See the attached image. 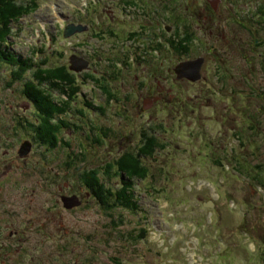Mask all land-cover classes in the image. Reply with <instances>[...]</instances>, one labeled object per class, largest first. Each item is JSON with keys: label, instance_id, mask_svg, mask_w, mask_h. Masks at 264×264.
<instances>
[{"label": "rangeland", "instance_id": "374dc122", "mask_svg": "<svg viewBox=\"0 0 264 264\" xmlns=\"http://www.w3.org/2000/svg\"><path fill=\"white\" fill-rule=\"evenodd\" d=\"M206 1L126 0L130 7L122 4L123 7L137 6L150 15L147 28H141L143 21L123 20L119 16V23L106 26L102 32L108 39L95 36L90 41H87L90 39L87 35L74 37L75 34L65 40L53 23L50 27L52 35H45L44 30L48 27L41 28L39 23L27 24L25 17L19 22L25 21L24 26L30 30L36 25L37 32L42 34L40 38L45 41L44 52L40 55L27 46L16 45L25 37L20 34L22 25L19 22L13 24L9 48L17 56L30 58L37 64L46 60L51 68L61 66L59 74L70 84L66 90L56 91L37 87L62 108V120L57 117L62 124L47 143L48 149L54 146L53 142L61 147L46 151L45 143L38 144L39 151L34 148L26 156H20V146L25 139L21 124L32 118L28 111L30 105L23 95L24 83L22 80L17 82L14 76L34 80L45 79L48 74L34 70L17 72L11 77L13 72L8 64L0 71V240H7L6 250L12 246L21 251L13 257L6 254V250L4 256L0 251V264H252L254 261L253 264H264L262 254L253 258L236 237L244 238L239 235L241 231L251 232L257 241L258 252L264 249V210L252 188L242 182V176L239 178L233 172L234 175L224 181L231 183L238 204L246 215L249 213L247 221L239 212H225L223 198L216 194L213 200L218 205V212L211 220L215 223L224 219L222 226L205 224L209 223L208 210L214 207L188 209L185 205L186 201H206L204 198L214 194L206 177L214 178L222 171V166L217 163L219 156L230 153L232 145H239L241 151V146L248 144L245 138L238 143L237 131L246 126L249 129L248 125L254 126L258 122L264 127V48L248 52L252 31L259 32L258 40L264 41V21L261 22L264 0H222L217 13L211 11ZM33 2L21 0L17 4L30 11L35 6ZM35 3L39 7L36 11L31 10L28 20L35 17L49 19L54 3L59 5V12L64 13L67 7V0H36ZM240 23H245L248 31ZM132 31H137V40L131 37ZM144 41L147 44H143ZM179 45L192 47V52L178 55L174 48ZM112 48L119 51L111 52ZM97 49L100 50L98 53ZM243 49L246 50L243 55L254 60L252 64L246 62ZM93 53L100 56L99 60L89 59ZM133 53L146 54L147 66L128 65L133 61ZM73 54L81 56L80 62L85 63L83 58H86L88 68L66 72ZM199 55L208 56L202 71L207 83L203 84L204 79L197 83H189L183 78L175 80L177 63ZM219 59L225 60L222 67L218 66L221 65ZM84 83L87 86L82 89ZM32 84L35 86L36 82ZM158 86L163 88L162 94L166 97L160 110L182 107V101L192 106V110L185 106L181 109L185 113L180 118L182 137L175 135L170 148L164 147L161 153H155L160 161L152 163L148 158L144 161L146 164H139L137 156L140 157L147 146L137 151L135 147L141 142H125V131L128 122L145 121V113L141 112L143 104L151 95L150 89ZM114 95L118 102L112 99ZM88 103L99 108L101 114L88 110ZM153 111L146 115L150 117ZM158 116H153L154 126L159 123ZM168 151L171 154H167ZM195 154L197 156H193ZM211 155L212 160L209 159ZM260 155L263 156L264 151ZM163 167L170 171L176 169L181 174L169 179L165 188L159 187L164 195L152 197L151 188L137 179L148 172L151 180L157 182L159 171L163 177ZM106 168L110 174H106ZM245 175L254 176L253 172ZM85 177L96 181L91 187L92 193L96 192L98 196L109 190L103 182L107 179L113 188L108 203L102 202L109 199L107 194L102 201L93 195L87 196L89 191L82 180ZM123 178L131 180L126 189L134 197L128 203L120 199L123 207H115L110 202L117 201ZM63 195H78L80 199L84 198L83 204L67 209ZM165 203L166 207L162 206ZM139 208L144 210V216L138 213ZM217 231L222 233L220 238L229 250L218 245ZM189 243H194L196 248L190 249ZM220 256L224 260H220Z\"/></svg>", "mask_w": 264, "mask_h": 264}, {"label": "trees", "instance_id": "16d2710c", "mask_svg": "<svg viewBox=\"0 0 264 264\" xmlns=\"http://www.w3.org/2000/svg\"><path fill=\"white\" fill-rule=\"evenodd\" d=\"M27 12H29V10L27 11L26 9L20 8L18 6V4L16 2H14L13 0H0V24H3V29L0 31H3L4 33H2L3 35H1L0 33V41L3 39L4 36H7L10 34V28H9V24L11 22H17L21 16L23 14H27ZM262 12V11H260ZM264 11L262 13L261 16V22L264 21ZM262 29L264 30V24L262 26ZM259 38V32L255 33L253 32L251 34V40L249 41V45L250 48H248V52L250 51H255L258 50L260 48H264V41L258 40ZM247 46V47H248ZM245 48V47H244ZM255 48V49H254ZM246 50L243 49V53L245 55ZM263 53H260V55L262 56ZM243 55V56H244ZM244 58H246V61H249L251 64L254 62V60L249 59L248 56H244ZM23 66L27 67V63H23ZM21 68H23L21 66ZM27 70V68H24L21 73H25ZM43 72H40L39 74H42ZM17 78H19L17 76ZM53 79H55L56 81H61L62 83H64L66 79V77L64 75L61 74H55L53 77ZM37 81H39L41 83V85H43L46 81L49 82L50 81V73H48V77L44 78H39L36 79ZM33 81H29L26 85L25 88L23 90L24 95L31 99L34 103H36L40 113L43 119H42V130L41 131H45L48 129H52L54 126L52 125L51 122V116L53 115V112L55 110H58V107L55 105V103L53 101H50L49 99H47V97H45L43 95V92L37 89V86L35 84V86L32 84ZM187 109L189 111L192 110V108L190 106L187 107ZM258 110V107L256 109V111ZM168 112L165 113L164 116H162V118L166 119V115ZM254 118V116L252 117ZM169 121L164 122L163 124L166 126V131H165V135H163L162 137L155 135L154 137V141L145 149H142L141 153H140V157L139 155L137 156V159L139 160V164L142 163L143 164V160L142 158L145 157L143 155H151L153 157V155L156 153V149L157 147L160 146H164L163 141H172L174 139V136L177 134L174 132V129L176 128L175 125L173 124H168ZM246 126L245 131L244 130H239L236 132V138L238 143L242 142V139L245 138L248 141L250 140V142L253 144V146L251 147V149L248 146V149L245 150H239L237 145H232L231 149H230V153L227 152L224 154L227 158H226V162L231 166L232 171H238L240 174H248L249 172H253L255 170H261L262 172H260L261 174L258 176H254L252 179L258 181L261 185L264 186V155L263 157H259V153L261 151H264V127H262L261 123L258 122L256 125H248ZM51 131V130H50ZM244 132V133H243ZM158 136V137H157ZM159 140L162 142L160 143ZM249 143V144H251ZM230 145V144H229ZM247 145L241 146V147H245ZM218 148L220 149H224L222 146H218ZM142 155V156H141ZM223 155V156H224ZM222 156V155H221ZM223 156L218 158L217 162L219 165H223ZM256 158L257 160V168L255 169L253 168L252 164H256V161L253 159ZM146 158V157H145ZM250 158H252V161L250 160ZM206 159V158H205ZM230 160H232V162L230 163ZM139 170V169H138ZM180 172L176 171V169H173L172 171H167L166 169V174L170 175L172 177L178 176ZM144 175L142 177H145L144 179H147L146 177V172L143 173ZM258 177V178H256ZM168 183H165L164 186H166ZM153 191L156 190L155 186L152 187ZM99 193V192H98ZM97 196V195H96Z\"/></svg>", "mask_w": 264, "mask_h": 264}, {"label": "water", "instance_id": "95a60500", "mask_svg": "<svg viewBox=\"0 0 264 264\" xmlns=\"http://www.w3.org/2000/svg\"><path fill=\"white\" fill-rule=\"evenodd\" d=\"M70 35V33L68 34V36ZM204 60L203 59H199L193 62H188V63H184L182 65H180L177 68V74L179 76V78H188L191 81H196L199 80L201 78V68H202V64H203ZM73 70L76 71H81L83 70V65H80L78 63L73 62ZM26 152H28V148L24 149L23 154H25ZM63 201L65 203V206L67 208H73L75 206L80 205V201L78 200L77 197H63Z\"/></svg>", "mask_w": 264, "mask_h": 264}, {"label": "flooded vegetation", "instance_id": "af4514ba", "mask_svg": "<svg viewBox=\"0 0 264 264\" xmlns=\"http://www.w3.org/2000/svg\"><path fill=\"white\" fill-rule=\"evenodd\" d=\"M215 10H219V6H215ZM146 25H147V24L144 25L145 29L147 28ZM11 234L14 235V232H11ZM7 244H8V242L5 243V245H4V247H3L4 250H6V248H7ZM18 250L20 251V248H19V249H14V248L11 246L10 249L8 248V249L6 250V254H9L10 256H13V255H15V253L18 252Z\"/></svg>", "mask_w": 264, "mask_h": 264}]
</instances>
